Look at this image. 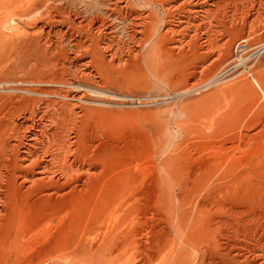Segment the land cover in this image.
<instances>
[{"label": "rangeland", "instance_id": "rangeland-1", "mask_svg": "<svg viewBox=\"0 0 264 264\" xmlns=\"http://www.w3.org/2000/svg\"><path fill=\"white\" fill-rule=\"evenodd\" d=\"M23 1L20 19L0 23V94L24 87V71L67 65L40 27L71 0ZM242 28L220 35L210 70L187 46L164 57L154 38L105 90L85 92L82 105L114 122L88 139L97 177L68 196L66 218L37 221L14 252L23 264H264V22Z\"/></svg>", "mask_w": 264, "mask_h": 264}, {"label": "bare ground", "instance_id": "bare-ground-1", "mask_svg": "<svg viewBox=\"0 0 264 264\" xmlns=\"http://www.w3.org/2000/svg\"><path fill=\"white\" fill-rule=\"evenodd\" d=\"M85 1L71 0L70 8L61 7L50 17L51 25L40 27L51 54L67 65H56L51 73L24 71L20 77L24 87H12L9 93L0 94V264H23L24 256H15L14 252L37 229V221L43 215H58L62 208L65 210L59 216L66 218L68 196H83L89 189L87 180L97 174L86 165L88 139L114 122L105 123L99 109L82 105L88 99L86 91L105 90L109 82H114L116 72L124 73L127 59L133 56L136 60L138 49L154 38L155 51L159 48L164 57L182 59L187 55L178 53L187 46L190 54L198 62L203 60L204 68L210 70L215 61L214 47L222 42L220 35L230 32L229 37L236 36L244 31L243 26L264 22V0H140L146 11L136 10L134 0ZM23 3L0 0V23L7 25L20 19ZM151 4L160 7L162 18L159 12L150 11ZM221 24L224 27L219 29ZM120 28L125 40L118 36ZM189 85H194L193 80Z\"/></svg>", "mask_w": 264, "mask_h": 264}]
</instances>
